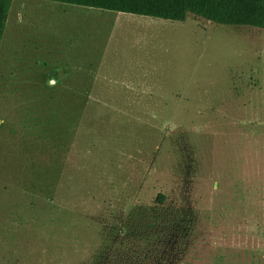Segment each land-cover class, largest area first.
<instances>
[{
  "label": "rangeland",
  "instance_id": "1",
  "mask_svg": "<svg viewBox=\"0 0 264 264\" xmlns=\"http://www.w3.org/2000/svg\"><path fill=\"white\" fill-rule=\"evenodd\" d=\"M0 264H264V30L13 0Z\"/></svg>",
  "mask_w": 264,
  "mask_h": 264
},
{
  "label": "trees",
  "instance_id": "2",
  "mask_svg": "<svg viewBox=\"0 0 264 264\" xmlns=\"http://www.w3.org/2000/svg\"><path fill=\"white\" fill-rule=\"evenodd\" d=\"M54 3L184 23L189 14L222 26L264 30V0H48ZM13 0H0V47ZM183 107L189 101L183 99ZM189 104V103H188ZM188 105V112L189 111ZM186 110V108L184 107ZM162 202V200H160Z\"/></svg>",
  "mask_w": 264,
  "mask_h": 264
}]
</instances>
